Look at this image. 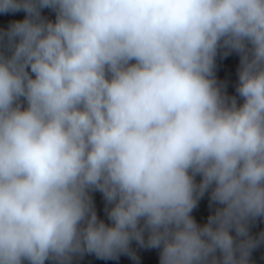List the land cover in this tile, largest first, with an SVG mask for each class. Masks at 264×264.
I'll return each instance as SVG.
<instances>
[{
    "label": "clouds",
    "instance_id": "clouds-1",
    "mask_svg": "<svg viewBox=\"0 0 264 264\" xmlns=\"http://www.w3.org/2000/svg\"><path fill=\"white\" fill-rule=\"evenodd\" d=\"M18 13L0 27V264L136 260L133 242L158 264H252L264 0H0ZM220 48L240 55V104Z\"/></svg>",
    "mask_w": 264,
    "mask_h": 264
},
{
    "label": "water",
    "instance_id": "water-1",
    "mask_svg": "<svg viewBox=\"0 0 264 264\" xmlns=\"http://www.w3.org/2000/svg\"><path fill=\"white\" fill-rule=\"evenodd\" d=\"M49 19H54V13L49 10L44 11ZM23 13H18L15 16L7 17L0 16V27H7V23L11 19H22ZM240 67V55L234 51H230L226 48H220L215 57L214 75L217 80L218 86L221 87V91L224 95L229 97H235L237 103H242V99L236 93V87L238 85V71ZM197 177V181H199ZM96 211L101 219L107 221L105 214V201L103 195L99 192L92 193ZM214 211V207H209L208 194H206L199 202L198 207L194 209L193 216L198 223H205L210 213ZM250 233L253 236H258L264 232V218H258L249 225ZM234 235V233H233ZM134 250L137 259L133 260L126 254H120L115 259H100L94 254L77 255L73 257L71 264H158L159 252L156 249H150L147 247H141L135 242L131 245ZM252 264L264 263V243H261L257 248L252 251L251 254ZM46 264H53L49 261Z\"/></svg>",
    "mask_w": 264,
    "mask_h": 264
}]
</instances>
